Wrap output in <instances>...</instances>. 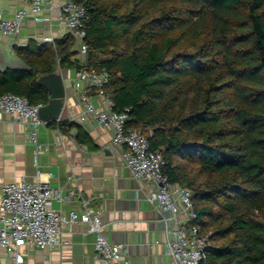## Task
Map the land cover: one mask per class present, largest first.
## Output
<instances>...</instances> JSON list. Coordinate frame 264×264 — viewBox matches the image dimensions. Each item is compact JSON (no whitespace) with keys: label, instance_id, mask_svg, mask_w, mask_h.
<instances>
[{"label":"trees","instance_id":"1","mask_svg":"<svg viewBox=\"0 0 264 264\" xmlns=\"http://www.w3.org/2000/svg\"><path fill=\"white\" fill-rule=\"evenodd\" d=\"M77 1L86 63L72 59L73 32L31 40L15 47L25 68L0 69V95L44 105L41 75L107 71L114 108L129 109L126 128L145 133L163 174L193 191L202 264H264V0Z\"/></svg>","mask_w":264,"mask_h":264},{"label":"crops","instance_id":"2","mask_svg":"<svg viewBox=\"0 0 264 264\" xmlns=\"http://www.w3.org/2000/svg\"><path fill=\"white\" fill-rule=\"evenodd\" d=\"M62 3L63 0H54L52 6H44L41 15L48 17L44 21L37 22L29 16L18 38L0 34V69L24 65L15 53L16 46L31 40L45 41L47 36L55 40L71 32L60 18ZM21 8L30 11L31 5L27 0H0V13L6 18H12ZM76 57L74 54L72 59L81 63ZM59 72L69 87L66 118L62 120L77 124L61 130L50 122L39 128L42 149L36 167L28 125L6 115L0 120V184L21 179L35 181L38 170L41 179L46 180L51 172L50 184L59 189L60 197L51 199L50 206L65 214L85 206L100 211L105 237L127 247L129 264H176L166 249L168 226L175 227L176 221L171 213L160 211L148 200L153 185L134 177L121 148L112 143L113 129L99 125L94 118L85 122L75 119L83 109L78 93L71 87L75 70L60 68ZM94 99L100 104L97 97ZM59 131L61 142L57 139ZM183 218L181 213L179 219ZM62 237L66 243L54 248H24L23 264H106L95 256L96 233H85L84 225H64ZM0 264H17L1 246Z\"/></svg>","mask_w":264,"mask_h":264},{"label":"built area","instance_id":"3","mask_svg":"<svg viewBox=\"0 0 264 264\" xmlns=\"http://www.w3.org/2000/svg\"><path fill=\"white\" fill-rule=\"evenodd\" d=\"M30 11L18 9L12 18L0 13V34L14 39L18 38L24 22L33 16L37 22L48 17L41 15L44 6H52L54 0H27ZM86 7L77 0H63L60 7V18L76 38V58L85 64L90 49L86 38ZM53 41L52 36L44 38ZM27 43L21 44L25 46ZM109 83L107 71L99 72L94 68H81L75 71L71 79V87L78 93L83 105L82 111L75 119L85 122L94 118L103 127L113 129L112 143L121 148L125 163L135 178L153 185L148 200L160 211L171 213L176 226H168L169 238L167 252L176 264H202L206 258L205 246L207 237L200 232V226L192 221L197 217L194 209L193 191L178 183H172L163 174L165 159L161 151L150 149L145 133L139 129H127L129 119L128 108L116 110L113 96L105 87ZM94 97L100 104L94 102ZM42 104H31L22 95L6 92L0 95V120L6 115L12 116L28 125L30 140L35 145L34 164L39 166V153L42 145L38 141V131L49 122L43 120L39 113ZM59 119L57 121H61ZM61 140L60 131L57 134ZM52 173L48 179L40 177L37 172L35 181L25 179L0 184V246L7 254L12 255L17 264L25 262L23 249L28 246L38 248H54L66 243L62 237L63 226L70 228L74 224L84 225L85 233H96L95 256L106 264H129L125 257L127 247L120 242L112 243L104 235V224L101 212L85 206L81 210H71L65 214L62 210L50 206L49 201L60 197L58 188L50 184ZM68 198H70L68 196ZM86 204V203H85ZM183 213L184 218L179 219Z\"/></svg>","mask_w":264,"mask_h":264},{"label":"water","instance_id":"4","mask_svg":"<svg viewBox=\"0 0 264 264\" xmlns=\"http://www.w3.org/2000/svg\"><path fill=\"white\" fill-rule=\"evenodd\" d=\"M7 68H25V65L14 67L5 66L1 69L6 70ZM38 82L46 87L50 94L49 102L44 105L42 104L39 107L41 118L49 123L66 118L69 87L67 86L63 75L59 71L41 75Z\"/></svg>","mask_w":264,"mask_h":264}]
</instances>
